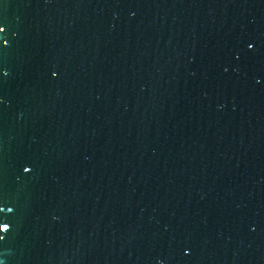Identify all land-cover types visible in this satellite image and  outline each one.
Returning <instances> with one entry per match:
<instances>
[{"label":"water","instance_id":"95a60500","mask_svg":"<svg viewBox=\"0 0 264 264\" xmlns=\"http://www.w3.org/2000/svg\"><path fill=\"white\" fill-rule=\"evenodd\" d=\"M0 27V264H264V0H0Z\"/></svg>","mask_w":264,"mask_h":264},{"label":"snow or ice","instance_id":"6c2138e0","mask_svg":"<svg viewBox=\"0 0 264 264\" xmlns=\"http://www.w3.org/2000/svg\"><path fill=\"white\" fill-rule=\"evenodd\" d=\"M5 29H4V27H0V32H3ZM249 47H252V45L251 44H249ZM2 75H7V73H2ZM53 75H55V73H53ZM24 171L25 172H28V171H30V169L28 168V167H25L24 168ZM5 231H7V229H4L3 230V232H5ZM3 237H0V239H2Z\"/></svg>","mask_w":264,"mask_h":264}]
</instances>
